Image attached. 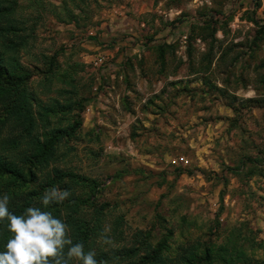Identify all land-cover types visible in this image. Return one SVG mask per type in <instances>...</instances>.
<instances>
[{
  "label": "rangeland",
  "instance_id": "obj_1",
  "mask_svg": "<svg viewBox=\"0 0 264 264\" xmlns=\"http://www.w3.org/2000/svg\"><path fill=\"white\" fill-rule=\"evenodd\" d=\"M34 1L20 0L17 57L35 113L74 128L48 168L97 182L82 211L103 218L96 257L166 238L168 256L245 264L242 248L264 264V0H40L38 20ZM50 3L85 8L63 21ZM19 136L22 152L0 102V137Z\"/></svg>",
  "mask_w": 264,
  "mask_h": 264
},
{
  "label": "trees",
  "instance_id": "obj_2",
  "mask_svg": "<svg viewBox=\"0 0 264 264\" xmlns=\"http://www.w3.org/2000/svg\"><path fill=\"white\" fill-rule=\"evenodd\" d=\"M73 5L74 7L64 5V14L57 11L59 8L55 4L50 3L49 7L58 20L66 21L78 19L85 8L78 3ZM26 7L31 8L38 15L35 16L36 20L47 11L45 2L40 0H35ZM24 9L20 0H0V102L8 115L21 127L23 137H28L26 150L22 152L17 151L22 145L21 136L0 137V193H7L10 196L9 211L16 215L30 206L51 211L54 216L67 224L68 235L73 243H82L85 251L88 247L92 250L94 242L102 235L103 218L97 209V214L92 219L84 217L82 211L84 206L91 202L97 182L93 178L81 176L73 171L58 167L48 168L56 143L62 137L72 135L74 128L69 131L61 127H51L49 117L57 111L45 107L37 114L32 108L25 88L30 75L23 70L16 52L19 44H26V40L19 41L20 39L16 37L28 22L23 17ZM40 127L45 130L43 133L38 132ZM41 136H44V139H41ZM45 167L47 171L44 170ZM53 187L69 191L70 196L63 202L52 203L44 208L40 204L41 198ZM79 190L83 192L79 193ZM9 238L10 233L5 223H0V250H3V245ZM167 249L168 241L163 238L156 246L149 245L146 253L139 256L134 250L121 253L122 263L120 259L108 255L106 251H100L96 259L98 264H115L116 261H111L112 258L117 259V264H212L213 262L212 249L208 247L200 253L191 248L182 251L179 247L173 256L164 253ZM238 251L236 260H244L245 264H250L251 257H247L242 248Z\"/></svg>",
  "mask_w": 264,
  "mask_h": 264
},
{
  "label": "clouds",
  "instance_id": "obj_3",
  "mask_svg": "<svg viewBox=\"0 0 264 264\" xmlns=\"http://www.w3.org/2000/svg\"><path fill=\"white\" fill-rule=\"evenodd\" d=\"M69 196V191L53 187L43 194L40 204L47 208ZM9 202L10 196L0 193V223L10 233L0 250V264H98L96 253L73 243L67 224L51 211L30 206L16 215L9 211Z\"/></svg>",
  "mask_w": 264,
  "mask_h": 264
},
{
  "label": "built area",
  "instance_id": "obj_4",
  "mask_svg": "<svg viewBox=\"0 0 264 264\" xmlns=\"http://www.w3.org/2000/svg\"><path fill=\"white\" fill-rule=\"evenodd\" d=\"M98 61H100V62H102L103 61V57H98ZM186 163L187 161L186 160H184V161H182V163Z\"/></svg>",
  "mask_w": 264,
  "mask_h": 264
}]
</instances>
